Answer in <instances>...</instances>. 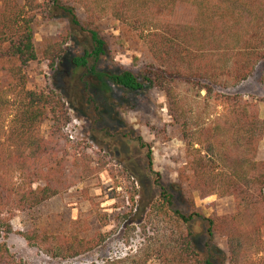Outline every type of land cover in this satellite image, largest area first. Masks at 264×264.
I'll list each match as a JSON object with an SVG mask.
<instances>
[{"label":"trees","instance_id":"1","mask_svg":"<svg viewBox=\"0 0 264 264\" xmlns=\"http://www.w3.org/2000/svg\"><path fill=\"white\" fill-rule=\"evenodd\" d=\"M181 6L189 9L190 19L177 20ZM41 13L51 19L61 14L88 34L90 47L71 59L83 76L131 94L163 89L186 143L179 187L201 199L232 198L237 210L234 216L207 220V241L199 248L189 227L201 216L169 209L160 218L161 233L142 250L103 264H147L152 257L161 264H264V161L257 160L264 118L256 103L222 93L248 81L264 62V0H0V264H22L1 241L12 234L14 215L62 193L65 106L53 92L30 90L25 71L40 56L54 69L66 43L47 40L38 49L34 21ZM104 18L114 19L129 39L143 44L150 64L142 80L130 71L99 70L107 56V42L97 29ZM83 90L90 103H97L100 97L90 82H83ZM47 121L54 123L49 138L40 131ZM163 195L171 208L173 197L166 190ZM242 216L257 221V230L251 222L243 230ZM82 229L75 221L67 235L34 230L22 237L43 255L72 261L105 242L100 234L88 238ZM217 238L225 240L226 251Z\"/></svg>","mask_w":264,"mask_h":264},{"label":"rangeland","instance_id":"2","mask_svg":"<svg viewBox=\"0 0 264 264\" xmlns=\"http://www.w3.org/2000/svg\"><path fill=\"white\" fill-rule=\"evenodd\" d=\"M54 16L51 19L43 13L37 15L35 42L41 50L47 40L65 41L61 58L52 69L40 56L25 71L30 90L53 92L65 106L66 121L60 138V158L65 159L66 166L62 193L37 209L17 212L11 219L12 234L2 235L1 241L22 264H103L142 250L149 238L161 233L160 218L171 209L187 216H201L194 218L189 229L198 247L203 248L207 241V220L234 216L237 210L232 198L214 195L201 199L198 193L189 194L179 187L177 172L186 160V143L171 115L166 93L160 87H153L131 94L99 77H85L83 70L75 71L71 59L90 47L89 36L61 14ZM190 16L188 8L178 7L177 20L190 19ZM79 17L83 22L82 13ZM97 29L107 42V56L100 61L99 70L130 71L142 80L150 64L143 44L129 39L120 23L112 18L101 20ZM83 82L91 83L93 93L100 97L97 103L89 102ZM185 91L181 87V92ZM222 93L256 103L263 119L264 62L248 81ZM200 94L204 97L206 92L203 90ZM53 125V121L44 123L41 134L49 138ZM257 160L264 161V136ZM163 190L173 197L171 208ZM75 221H80L82 230H87L85 236L100 234L105 242L72 261L43 255L22 237L34 230L49 236L67 235ZM250 222V217L242 216L240 226L244 230ZM252 225L257 230V221ZM260 237L264 247V226ZM217 240L226 251L225 240ZM147 264L161 262L152 257Z\"/></svg>","mask_w":264,"mask_h":264}]
</instances>
